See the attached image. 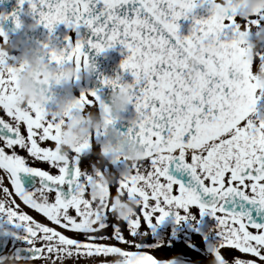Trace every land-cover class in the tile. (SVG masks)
Segmentation results:
<instances>
[{"label": "snow or ice", "instance_id": "6c2138e0", "mask_svg": "<svg viewBox=\"0 0 264 264\" xmlns=\"http://www.w3.org/2000/svg\"><path fill=\"white\" fill-rule=\"evenodd\" d=\"M27 3L49 33L58 23L90 30L59 50L43 45L58 67L87 70L95 67L89 51L116 44L126 50L119 66L132 81L100 77V84L127 89L135 115L119 135L138 144L143 159L118 170L119 148L111 161L98 155L99 138L115 122L98 89H82L62 112L44 102L17 103L25 62L0 58V264H167L170 258L156 253L169 249L153 234L170 216L177 225H197L196 264H210L214 255L222 264H264V117L253 115L264 86L250 75L264 53L254 61L244 55L251 32L264 27V6L242 14L239 0H224L223 11L213 0ZM205 3L209 14L197 17L194 9ZM8 15L19 27L15 11L0 19ZM181 18L192 21L187 34L179 31ZM0 37L7 40L2 28ZM97 109L102 127L64 155L57 148L61 125ZM97 170L114 175L104 199L90 195ZM20 173L29 174L28 187ZM117 193L135 202L134 212L113 214ZM204 216L214 221L206 230L199 226Z\"/></svg>", "mask_w": 264, "mask_h": 264}, {"label": "flooded vegetation", "instance_id": "af4514ba", "mask_svg": "<svg viewBox=\"0 0 264 264\" xmlns=\"http://www.w3.org/2000/svg\"><path fill=\"white\" fill-rule=\"evenodd\" d=\"M262 6H264V3ZM253 10L255 9L250 8L243 13ZM13 11L16 12V15L21 23L19 27H16L13 23L11 15H8L6 19H0V28L3 29L7 36L6 41L3 40V37H0V41H5L13 45L10 52H0V58L5 59L7 63L13 66L19 65L22 61L26 62L30 48L34 45L40 49L43 61L49 66L55 68L59 73L63 66L67 63L58 67L55 61L49 62L47 51L43 45L46 43L49 48L54 47L57 50L64 48L69 42H75L78 30L70 29L68 31L69 40L66 41V32L65 35H63L65 27L54 26L52 32L49 33V30L45 28L43 24L36 23V19L38 17H34V15L31 14L27 0H24L23 5L18 4L17 0H0V12L7 14ZM51 35H53L52 40ZM250 35L251 40L250 43L245 44L244 55L246 59L254 61L257 54L264 53V27L254 29ZM245 39H247V37ZM250 75L258 85L264 86V61L258 62L256 64L255 71L251 72ZM16 85V101L17 103H23L21 102L22 94L20 93L17 79ZM82 89H87L85 86V73L83 67H81L78 71L77 77L67 83L49 82L48 88L43 92L44 98L40 102H44L45 107L51 111L62 112L68 102L80 95ZM256 109L257 111L253 115L264 117V94H259ZM86 112L87 111L75 113L71 119L65 120V122L61 125L59 133L60 141L57 148L61 150L64 155H67V153L63 150L62 145L70 144L72 148L74 145L87 138L89 134L94 132L95 129L102 127V115L98 109L96 112L99 114L100 123L95 125V127H93L92 121L86 116ZM85 125H87V127H85ZM77 126L81 129L80 139H67L69 137H73V133ZM98 143L100 144V151L98 152V155L104 161H111L113 151L104 139V136L99 138ZM100 153H102V155ZM133 164L135 163H133L131 159L121 157L120 161H117L113 167L118 170H122L125 165L130 166ZM19 175L22 183H24L25 187H28L31 182L27 179L29 174L20 173ZM184 179H186V177H184ZM113 180L114 175L111 172H99V170H97V176L95 178L96 186L90 192L92 199H96L97 197L102 199L106 198L108 193L104 191L103 186L111 184ZM121 195V193H117L115 196L111 197V209L113 214L117 216H124L132 213L131 209H128L127 211H120L121 209H127L128 203L135 205V202L131 199H121ZM97 207H100V205L98 204ZM33 215L36 214L33 213ZM37 218L39 219L41 217ZM213 223L214 221L211 218L204 216L199 226L202 230H206V228L211 226ZM196 227L197 225H195L192 221L181 222L177 225L171 216L166 218L162 224L156 227L153 235L155 239L165 243V246L169 249V251L167 253L164 251H158L156 255L162 258H170L169 261H167V264H196L197 256L201 251L202 245V236L201 233H198L195 230ZM173 232H175L174 235ZM175 254H178L184 261L180 257L171 258ZM4 264H15V262L9 259L6 260ZM108 264H121V261L119 259H114L109 261ZM210 264H222V261L214 255Z\"/></svg>", "mask_w": 264, "mask_h": 264}, {"label": "clouds", "instance_id": "9594fccd", "mask_svg": "<svg viewBox=\"0 0 264 264\" xmlns=\"http://www.w3.org/2000/svg\"><path fill=\"white\" fill-rule=\"evenodd\" d=\"M220 5V9L225 6L224 0H215ZM250 5L262 4L264 0H247ZM13 48L11 43L0 41V52H10ZM193 65H190L192 67ZM82 74V73H81ZM78 72L72 63H67L58 73L57 70L43 61L40 49L34 45L30 48L25 62L24 70L17 73V84L19 86L20 93L22 94L21 102L28 99H32L39 103L44 97L43 92L48 88L49 82L52 83H67L72 79H75ZM128 93L126 88L117 87L111 97L108 110L112 117L117 116L121 110L127 107ZM86 116L92 121L93 127L100 123L99 114L96 111L88 110ZM87 127V125H85ZM109 137L111 136V129L108 130ZM81 129L79 126L75 128L73 137L67 139H80ZM63 150L68 153L71 149V145H62ZM102 155V153H100ZM126 155L131 159L133 163L142 161L141 148L139 145H135L132 150H126ZM131 209L135 211V205L128 203L127 209H121L120 211H127Z\"/></svg>", "mask_w": 264, "mask_h": 264}, {"label": "water", "instance_id": "95a60500", "mask_svg": "<svg viewBox=\"0 0 264 264\" xmlns=\"http://www.w3.org/2000/svg\"><path fill=\"white\" fill-rule=\"evenodd\" d=\"M241 6V12H245L248 8H256L261 4L250 5L247 3V0H239ZM214 3V2H213ZM209 5L206 3L203 5H199L194 9L195 15L199 16H207L209 14ZM220 9V6L216 8V11ZM223 11V9L219 10ZM178 23L180 24L179 31L183 34H187L189 30V26L192 23L190 18H181ZM56 27L61 26L65 27V32L68 36L69 27H66L63 23H58L55 25ZM78 33L81 38L87 39L90 36V30L86 29L83 25L78 27ZM53 39V35H51V40ZM77 39V37H76ZM87 50V49H85ZM126 55V50L122 49V46L116 44L114 47L105 49L100 53H95V50L89 51L90 61L95 65V67H90L87 70L84 69L85 72V86L87 89H98V95L105 101V103L109 106L110 97L112 93L117 90V88L112 89L111 86L101 85L100 77L107 78H115L117 76L120 77V82H131L132 76L126 70H121L120 61L123 56ZM135 112L133 105L131 103H127V107L120 111V113L113 117L114 124L109 126L105 130L104 137L109 142L112 150L115 148H119L122 156L128 157L126 155V150H132L135 145L138 144H127L122 142V138L119 133L124 132L129 127L130 120L134 117ZM111 129V136L109 137L108 130ZM141 155L143 156V152L141 150ZM129 158V157H128Z\"/></svg>", "mask_w": 264, "mask_h": 264}]
</instances>
